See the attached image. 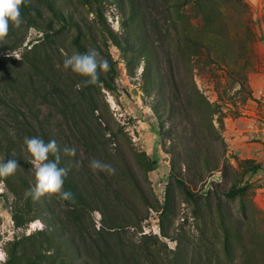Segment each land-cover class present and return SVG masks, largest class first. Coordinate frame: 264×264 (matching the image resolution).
Returning a JSON list of instances; mask_svg holds the SVG:
<instances>
[{"label": "rangeland", "instance_id": "rangeland-1", "mask_svg": "<svg viewBox=\"0 0 264 264\" xmlns=\"http://www.w3.org/2000/svg\"><path fill=\"white\" fill-rule=\"evenodd\" d=\"M21 14L0 45V159L20 169L0 178L7 264H264V0H31ZM92 48L110 68L84 86L63 61ZM34 136L56 140L61 166L82 161L64 183L74 203L25 198Z\"/></svg>", "mask_w": 264, "mask_h": 264}, {"label": "clouds", "instance_id": "clouds-1", "mask_svg": "<svg viewBox=\"0 0 264 264\" xmlns=\"http://www.w3.org/2000/svg\"><path fill=\"white\" fill-rule=\"evenodd\" d=\"M31 0H0V45L6 43L11 28L19 29L25 23L21 8L30 4ZM63 68L70 69L83 78L84 86L94 85L98 82L101 72H107L110 68L108 60L94 48L85 53L73 52L66 55L63 61ZM80 85H78L79 87ZM24 145L26 152L31 157L30 163L35 168V185L27 189L25 198L30 197L33 201H39L45 196H55L62 201L75 202L74 194L70 190H65V178L68 176L70 167L79 168L82 161L75 160L69 167L61 166V149L55 139L47 142L41 137H25ZM63 154L68 157L77 156L75 146L63 148ZM54 157V159H50ZM88 167L93 172H104L115 174L116 169L109 163L96 158L89 160ZM19 165L15 159L6 162L0 159V178H8L19 171ZM9 254L5 248L0 247V264H7Z\"/></svg>", "mask_w": 264, "mask_h": 264}, {"label": "trees", "instance_id": "trees-1", "mask_svg": "<svg viewBox=\"0 0 264 264\" xmlns=\"http://www.w3.org/2000/svg\"><path fill=\"white\" fill-rule=\"evenodd\" d=\"M76 42V41H75ZM75 46L78 50L83 51L82 48L77 44V42L75 43ZM237 194V191L235 190H231L227 193V196L231 197V196H235Z\"/></svg>", "mask_w": 264, "mask_h": 264}]
</instances>
